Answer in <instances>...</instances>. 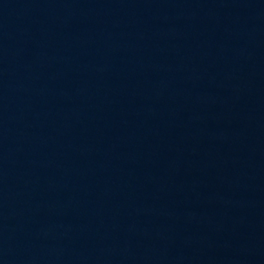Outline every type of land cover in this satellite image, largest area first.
Masks as SVG:
<instances>
[{"label": "water", "instance_id": "1", "mask_svg": "<svg viewBox=\"0 0 264 264\" xmlns=\"http://www.w3.org/2000/svg\"><path fill=\"white\" fill-rule=\"evenodd\" d=\"M0 264H264V0H0Z\"/></svg>", "mask_w": 264, "mask_h": 264}]
</instances>
